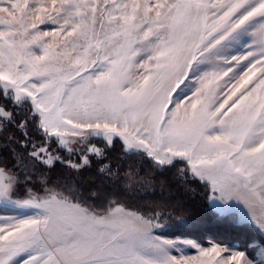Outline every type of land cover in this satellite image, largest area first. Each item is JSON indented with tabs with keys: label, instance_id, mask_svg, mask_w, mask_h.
<instances>
[{
	"label": "snow or ice",
	"instance_id": "6c2138e0",
	"mask_svg": "<svg viewBox=\"0 0 264 264\" xmlns=\"http://www.w3.org/2000/svg\"><path fill=\"white\" fill-rule=\"evenodd\" d=\"M3 149L0 264H264V0H0ZM129 156L203 183L259 261L157 235Z\"/></svg>",
	"mask_w": 264,
	"mask_h": 264
},
{
	"label": "trees",
	"instance_id": "16d2710c",
	"mask_svg": "<svg viewBox=\"0 0 264 264\" xmlns=\"http://www.w3.org/2000/svg\"><path fill=\"white\" fill-rule=\"evenodd\" d=\"M6 135V134H5ZM3 155H7V149L0 150ZM113 158L122 155L120 143L117 142L110 152ZM132 163L133 169H139L140 178L151 180L152 183H145L142 187H135L140 193L139 198L129 200V203L137 208L145 210L147 205H155L156 210L165 214L171 213V216L164 215L161 222L166 223L169 227L159 233L175 236H191L202 243L208 239L215 240L223 244L246 243L248 233L257 232L255 227L250 224L238 225L231 218H219L211 211L208 204L209 189L198 180L185 184L183 180L177 179V164L175 167L166 168L163 171L151 167L150 161L141 162L140 157L129 156L125 158V167ZM72 175L70 170L57 165L51 176L56 179L58 176ZM94 170H84L79 174V182L90 183L94 178ZM99 203V201H97ZM183 216L191 220V224L177 225L174 217ZM237 244V245H238Z\"/></svg>",
	"mask_w": 264,
	"mask_h": 264
},
{
	"label": "rangeland",
	"instance_id": "374dc122",
	"mask_svg": "<svg viewBox=\"0 0 264 264\" xmlns=\"http://www.w3.org/2000/svg\"><path fill=\"white\" fill-rule=\"evenodd\" d=\"M188 94L191 95V93H188ZM53 147H55V145H53ZM94 169H95V165H93V169H92V170H94ZM86 170H87V169H86ZM137 179H140V177H137ZM143 185H145V184H143ZM143 185H134V186H135V187H138V186H139V187H142ZM0 214L11 215V214H14V213H12V212H2V211H0ZM191 222H193V221L188 220V224H191ZM156 234H157V235H163V236H165L166 238H170V239H175V238H180V239H193V240L199 242V243L201 244V246H203V247H210L211 244H213V243H220V242H217V241H215V240H211V239H208L207 242L202 243V242L199 241L198 239L193 238V237H191V236H182V235L169 236V235H165V234H162V233H159V232H157ZM247 239H248V240L250 239L251 241L255 240V241H257L258 243H259L260 240H261V238H260V236H259V234H258L257 232H255V233H253V232L248 233V238H247ZM249 242H250V241L247 242V240H246V243H245V244L242 243V242H240V244H238V243H233V244H228V245H234V246L237 248V250H240V251H246V253H247V255L249 256L250 259H253V260L259 261L260 257H259L258 254H257V253H258V246L248 247ZM237 244H238V245H237ZM185 254L191 256V255H196L197 252H196L195 249H191V248H189V249L186 250V253H185Z\"/></svg>",
	"mask_w": 264,
	"mask_h": 264
}]
</instances>
